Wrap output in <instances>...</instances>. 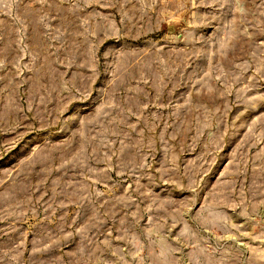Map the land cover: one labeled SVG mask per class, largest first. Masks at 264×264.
<instances>
[{
	"label": "rangeland",
	"instance_id": "374dc122",
	"mask_svg": "<svg viewBox=\"0 0 264 264\" xmlns=\"http://www.w3.org/2000/svg\"><path fill=\"white\" fill-rule=\"evenodd\" d=\"M0 264H264V0H0Z\"/></svg>",
	"mask_w": 264,
	"mask_h": 264
}]
</instances>
